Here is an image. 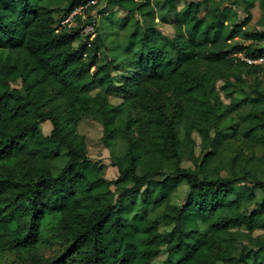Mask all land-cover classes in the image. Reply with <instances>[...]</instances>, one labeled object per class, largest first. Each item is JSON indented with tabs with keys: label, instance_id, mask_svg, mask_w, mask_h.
<instances>
[{
	"label": "trees",
	"instance_id": "1",
	"mask_svg": "<svg viewBox=\"0 0 264 264\" xmlns=\"http://www.w3.org/2000/svg\"><path fill=\"white\" fill-rule=\"evenodd\" d=\"M88 1L0 0V253L23 264H153L163 244V264H264V63L238 56L264 58V0H164L174 33L136 24L141 50L124 63L101 51V31L81 32L89 14L61 24ZM102 1L153 12L151 0ZM255 4L261 27L249 29ZM83 117L101 124L105 147L126 137L110 158L116 178L89 158ZM180 182L181 205L171 201ZM142 186L143 206L163 205L161 215L127 219ZM47 239L58 251L36 256Z\"/></svg>",
	"mask_w": 264,
	"mask_h": 264
},
{
	"label": "rangeland",
	"instance_id": "2",
	"mask_svg": "<svg viewBox=\"0 0 264 264\" xmlns=\"http://www.w3.org/2000/svg\"><path fill=\"white\" fill-rule=\"evenodd\" d=\"M153 4V12L150 15V19L148 20V16L143 13H130L125 10H121L118 8L115 3L112 1H102L97 4L92 3L91 6L85 8L81 13L86 17L88 14L90 18L88 20L94 22V28L101 31L104 36V46L101 48L103 53H106L111 58L116 60V62L124 63L127 62L131 58H135L141 47L139 45L137 36H134L133 31L135 25H144L148 23L150 20L155 24L157 28H159L164 34L172 35L174 33V28L172 24V20L174 19V14L167 11L168 6L164 0H151ZM177 8H180L183 4V0H175ZM86 10V11H85ZM252 19L247 24V28H258L261 27L259 25L258 19L260 16L258 5L255 4L252 8ZM62 14H60L61 16ZM67 18V17H66ZM66 18L62 19L61 24H65L66 27L76 26L78 25V21L72 18L71 20H67ZM86 19V18H85ZM234 41L243 40L238 37L234 39ZM242 54H238L241 56ZM258 62L264 63V58H262ZM113 72L115 74H119L120 70L114 68ZM14 86L20 87L21 84L19 80L12 83ZM235 95L241 96V91H235ZM252 94V93H251ZM225 101H228L227 97L223 96ZM110 100L112 102H117L118 97L116 95H111ZM41 128L44 133H48L51 129V123L49 121H45L41 124ZM77 130L80 134H83L86 141L88 156L91 160L98 161L104 164V173L105 178L108 180L116 178L118 175L117 168L111 164V156L112 155H120L124 153L126 147V137L123 135L118 136L114 142L109 146L105 147L100 142V136L102 134V126L98 121L93 120L90 117H83L77 126ZM179 135L183 136L182 129H179ZM193 139L195 141V153H200V138L196 132L193 133ZM243 152L246 156L251 154V150L246 148L244 145ZM254 152L257 156H260L263 152V148L260 146L255 147ZM227 156H230L234 153V151H227ZM66 150H62V153L59 157H57L51 164L52 171L57 173L58 170L63 166L66 161ZM182 165L185 167H193L192 161H183ZM222 170V174H227L228 170ZM138 171L141 172V168H138ZM113 188V186H112ZM145 186H142L140 189V193L133 197L132 199H128L125 202L126 212L125 217L128 219L135 212H146L150 218L159 217L161 215V211L163 205L159 206H143L141 202V195L145 193ZM187 190V184L185 182H180L177 185V189L172 197V202L175 204H182L185 199V194ZM172 227V224H159L160 231L169 230ZM260 231H256L258 233ZM264 237V234H261ZM47 238H50L49 234H46ZM50 239L39 243L36 247L34 253L36 256H49L53 255L58 251V246L60 245L59 241L53 240V244H49ZM25 255H27L25 253ZM167 256V252L162 244L159 255L153 260V264H163L165 258ZM30 257V256H29ZM0 264H23V262L18 259L13 253L5 251L0 253Z\"/></svg>",
	"mask_w": 264,
	"mask_h": 264
},
{
	"label": "built area",
	"instance_id": "3",
	"mask_svg": "<svg viewBox=\"0 0 264 264\" xmlns=\"http://www.w3.org/2000/svg\"><path fill=\"white\" fill-rule=\"evenodd\" d=\"M94 3V0H90L84 4L79 5L78 7L75 8V10L66 18L67 20H71L72 16L76 13H81L85 8H87L90 4ZM81 16L84 18V14L82 13ZM94 31V22H90V23H86L82 26L81 28V32L84 34H89L90 38H91V34ZM242 59H244L245 61L249 62V63H256L258 61H260L262 59V57L257 58V59H251L248 57H244L243 55L240 56Z\"/></svg>",
	"mask_w": 264,
	"mask_h": 264
}]
</instances>
